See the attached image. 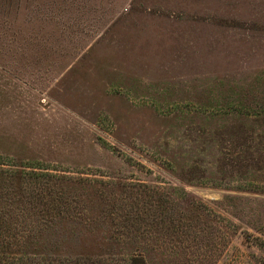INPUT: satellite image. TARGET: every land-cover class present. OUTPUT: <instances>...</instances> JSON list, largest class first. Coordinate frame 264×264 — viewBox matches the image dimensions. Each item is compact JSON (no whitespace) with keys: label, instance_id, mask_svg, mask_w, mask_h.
<instances>
[{"label":"rangeland","instance_id":"obj_1","mask_svg":"<svg viewBox=\"0 0 264 264\" xmlns=\"http://www.w3.org/2000/svg\"><path fill=\"white\" fill-rule=\"evenodd\" d=\"M0 264H264V0H0Z\"/></svg>","mask_w":264,"mask_h":264}]
</instances>
